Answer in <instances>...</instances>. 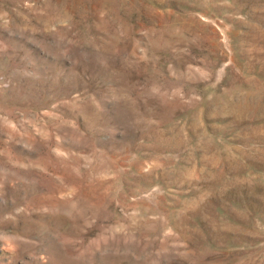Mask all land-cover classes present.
<instances>
[{
    "label": "rangeland",
    "instance_id": "374dc122",
    "mask_svg": "<svg viewBox=\"0 0 264 264\" xmlns=\"http://www.w3.org/2000/svg\"><path fill=\"white\" fill-rule=\"evenodd\" d=\"M0 264H264V0H0Z\"/></svg>",
    "mask_w": 264,
    "mask_h": 264
}]
</instances>
